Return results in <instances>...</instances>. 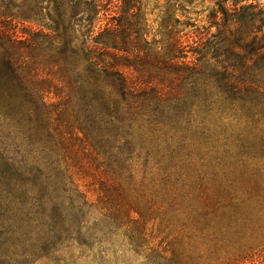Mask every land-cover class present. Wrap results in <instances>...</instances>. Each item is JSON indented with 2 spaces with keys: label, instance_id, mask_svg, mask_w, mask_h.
Listing matches in <instances>:
<instances>
[{
  "label": "trees",
  "instance_id": "16d2710c",
  "mask_svg": "<svg viewBox=\"0 0 264 264\" xmlns=\"http://www.w3.org/2000/svg\"><path fill=\"white\" fill-rule=\"evenodd\" d=\"M241 2L187 46L149 40L142 0H0V264L253 258L264 7Z\"/></svg>",
  "mask_w": 264,
  "mask_h": 264
},
{
  "label": "rangeland",
  "instance_id": "374dc122",
  "mask_svg": "<svg viewBox=\"0 0 264 264\" xmlns=\"http://www.w3.org/2000/svg\"><path fill=\"white\" fill-rule=\"evenodd\" d=\"M236 1L241 2L242 0H142L143 13L145 15L148 27L149 40H156L159 42L164 40V35L167 32L164 27L168 22H171L170 24L173 23L175 32L177 33L178 37L181 38L183 44L191 46L192 42L197 39V33L204 32V28L210 31L212 34H216L217 29L215 27L210 29L209 27V16L212 11L217 9L216 5L223 2L225 3L226 7L231 8ZM253 3H258L264 7V0H246L245 2H241L240 5ZM103 25L104 22H101L98 24V27ZM28 26L35 29V27L31 25H25V27ZM210 59L211 57L209 56L208 60ZM212 65L213 63L211 60L209 61V68L207 67L208 72L212 70L217 72L219 75L223 74L220 67L214 68ZM231 75L232 74L230 73V76ZM224 76L227 78L229 75L225 73ZM233 174L239 176L235 172ZM242 198L245 200L246 204L250 202L248 197L242 196ZM263 223L264 219L262 220V229L258 231L255 230L254 237L250 234H247L246 238L241 241V245H250V247L255 249L253 252L249 253V255L256 253L253 258L249 259L245 264H264V248L256 247V241H259V237L264 234ZM251 231L252 230H250V232ZM255 238L257 240H255ZM181 240L184 244L190 243L191 245L194 244L198 248H201L199 244L202 241H192L189 239L187 234L184 235V238ZM105 246H107V244ZM72 252L74 255H76L75 250H72ZM50 258L51 257L38 254L34 258L32 264H52V260Z\"/></svg>",
  "mask_w": 264,
  "mask_h": 264
}]
</instances>
